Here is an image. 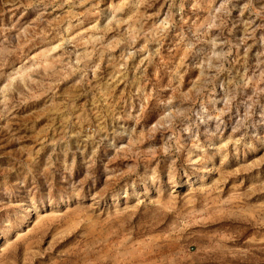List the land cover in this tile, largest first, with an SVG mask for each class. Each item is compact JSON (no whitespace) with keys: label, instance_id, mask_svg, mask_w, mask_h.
<instances>
[{"label":"rangeland","instance_id":"rangeland-1","mask_svg":"<svg viewBox=\"0 0 264 264\" xmlns=\"http://www.w3.org/2000/svg\"><path fill=\"white\" fill-rule=\"evenodd\" d=\"M0 264H264V0H0Z\"/></svg>","mask_w":264,"mask_h":264}]
</instances>
